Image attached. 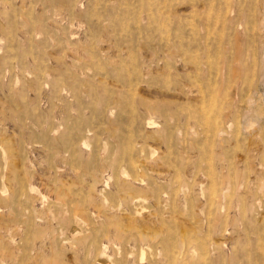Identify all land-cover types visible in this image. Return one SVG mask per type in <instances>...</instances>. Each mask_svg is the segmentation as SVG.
Instances as JSON below:
<instances>
[{
    "label": "rangeland",
    "instance_id": "obj_1",
    "mask_svg": "<svg viewBox=\"0 0 264 264\" xmlns=\"http://www.w3.org/2000/svg\"><path fill=\"white\" fill-rule=\"evenodd\" d=\"M0 264H264V0H0Z\"/></svg>",
    "mask_w": 264,
    "mask_h": 264
}]
</instances>
